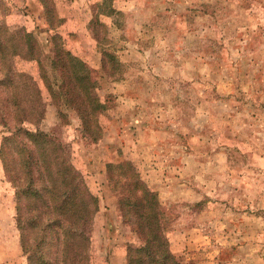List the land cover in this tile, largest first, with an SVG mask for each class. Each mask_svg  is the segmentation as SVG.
<instances>
[{
  "label": "rangeland",
  "instance_id": "374dc122",
  "mask_svg": "<svg viewBox=\"0 0 264 264\" xmlns=\"http://www.w3.org/2000/svg\"><path fill=\"white\" fill-rule=\"evenodd\" d=\"M2 26L32 33L48 69L57 35L94 72L106 106L97 141L52 100L38 62L13 60L42 93L43 119L29 129L66 146L100 201L91 264H127L142 244L121 207L134 174L157 195L182 264H264V0H0ZM11 112L1 110L0 147ZM13 226L0 159V231Z\"/></svg>",
  "mask_w": 264,
  "mask_h": 264
},
{
  "label": "trees",
  "instance_id": "16d2710c",
  "mask_svg": "<svg viewBox=\"0 0 264 264\" xmlns=\"http://www.w3.org/2000/svg\"><path fill=\"white\" fill-rule=\"evenodd\" d=\"M59 40L57 35L52 38L48 69L32 33L0 27V92L9 97H0V115L2 108L12 111L16 124L2 140L0 159L15 189L16 224L27 264H91L90 228L100 210L98 197L72 165L66 146L48 132L29 129L28 125L35 127L43 119L42 93L33 76L14 69L17 57L38 62L52 100L76 111L83 134L99 140L98 115L106 106L95 94L94 72ZM134 178L136 188L122 199L121 207L126 208L124 219L142 244L128 247L127 264H182L168 245L157 195L138 174Z\"/></svg>",
  "mask_w": 264,
  "mask_h": 264
},
{
  "label": "crops",
  "instance_id": "0c3cea01",
  "mask_svg": "<svg viewBox=\"0 0 264 264\" xmlns=\"http://www.w3.org/2000/svg\"><path fill=\"white\" fill-rule=\"evenodd\" d=\"M0 264H27L26 257L23 253L20 236L16 227H11L8 234L0 231ZM8 237V240L3 237Z\"/></svg>",
  "mask_w": 264,
  "mask_h": 264
}]
</instances>
